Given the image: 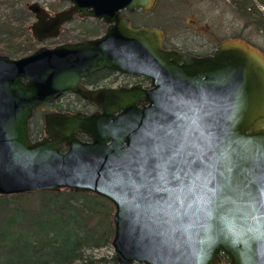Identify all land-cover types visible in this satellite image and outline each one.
Instances as JSON below:
<instances>
[{
  "label": "water",
  "instance_id": "water-1",
  "mask_svg": "<svg viewBox=\"0 0 264 264\" xmlns=\"http://www.w3.org/2000/svg\"><path fill=\"white\" fill-rule=\"evenodd\" d=\"M66 1L52 18L27 6L34 41L55 38L72 14L101 19L105 34L0 55V195L108 200L116 264H264V56L239 40L198 58L162 50L158 30L131 29L119 14L153 0ZM142 65L147 91L78 84L101 67ZM65 90L101 112H46L32 140V110Z\"/></svg>",
  "mask_w": 264,
  "mask_h": 264
},
{
  "label": "trees",
  "instance_id": "trees-1",
  "mask_svg": "<svg viewBox=\"0 0 264 264\" xmlns=\"http://www.w3.org/2000/svg\"><path fill=\"white\" fill-rule=\"evenodd\" d=\"M256 1L264 6V0ZM230 4L256 31H264V20L255 17L249 0ZM0 8L2 51L11 58L28 55L35 49L26 30L30 15L14 0H0ZM112 213L111 203L93 193L61 189L0 195V264H116L113 257L88 253L109 245Z\"/></svg>",
  "mask_w": 264,
  "mask_h": 264
},
{
  "label": "flooded vegetation",
  "instance_id": "flooded-vegetation-1",
  "mask_svg": "<svg viewBox=\"0 0 264 264\" xmlns=\"http://www.w3.org/2000/svg\"><path fill=\"white\" fill-rule=\"evenodd\" d=\"M172 1L175 0H153V4L148 10H143L142 8L135 7L133 10H128V9L119 10V14L123 19H125L128 22L131 29L136 30L140 28H146V29L158 30L162 36L161 49L164 51L174 50L179 53H183L195 58L211 55L214 52V50L217 48L219 42L221 41H219L218 43H213V45H211L209 39L203 43L201 42L199 43V40H196L192 42L193 44H190L188 48H177L176 46L174 47L173 45L169 44L162 27H159L158 25L150 24L148 22L149 19L152 18L160 21L161 23H163L164 19L168 20L167 17L170 15V13L174 14L173 12H175L176 9L174 8V6H168ZM14 2L22 5L25 8L26 12L30 15L29 18L33 19V22H31L28 26L26 25V30L30 34L29 26L35 23L34 15L27 10V6L30 4L23 5L20 0H14ZM31 4H36V3H31ZM38 7L40 6L38 5ZM70 7H71V3H69L68 1L57 0L55 4L53 6L51 5L49 8H42V7L40 8L48 15V17L52 18L55 14L65 11ZM189 7L190 8H186L187 12L188 11L192 12V5H189ZM182 12L183 11L181 12L179 11L178 13H182ZM191 14H193V12ZM193 22L187 21L184 23V26L185 25L193 26L192 31H195L194 33L198 35L200 38L203 35H209L198 32L197 30L198 29L201 30V28L197 26L195 21ZM106 27L107 25L104 22H102L101 19H96L86 16H78V14H72L71 18L60 26L58 34L55 38L62 35V33L68 35L74 33L75 37H72L70 41L64 40L61 44H72V43H80L82 41H90L102 37L105 34ZM205 33H209V32H205ZM55 38H52V40H54ZM46 40H48L47 41L48 43L52 42L51 39L50 40L46 39ZM32 41L36 43V45L44 42V41L36 42L33 39ZM210 47H211V51L208 50ZM38 48L34 49L31 53H33ZM31 53H29L28 55H30ZM0 55L7 56L2 51V46H0ZM7 57L16 60L25 56L12 57V58L9 56ZM140 67H141L140 70L136 68L135 71L129 73L121 72L113 68L101 67L81 77L78 84L80 87H84L85 89L88 90H96L102 88L104 90L110 89L115 91L120 89H130L135 86L144 91L150 90L151 89L150 78L141 71L143 70V68L146 67H144L143 65ZM137 107L140 108L141 106L138 105ZM46 112H58V113L67 112L71 114L81 113L87 115L93 112H101V108L98 105L94 104L93 102L82 98L76 92H72L70 90L62 91L53 99L41 103L32 110V115L27 122L28 134L32 140H37L44 135L43 114ZM36 113L39 114L38 115L39 119L35 123V125L34 124L32 125L31 120L33 118V115H35ZM113 113L115 114L116 112ZM77 137L80 138L81 140H87V138L84 137L83 135H77Z\"/></svg>",
  "mask_w": 264,
  "mask_h": 264
},
{
  "label": "rangeland",
  "instance_id": "rangeland-1",
  "mask_svg": "<svg viewBox=\"0 0 264 264\" xmlns=\"http://www.w3.org/2000/svg\"><path fill=\"white\" fill-rule=\"evenodd\" d=\"M20 1L23 5L36 3L42 8H49L51 5L53 6L57 0ZM249 2L255 17L264 20V6L259 4L256 0H249ZM189 5H192L193 14H191L192 12H187L186 10V8H190ZM168 6H174V8H176L175 12H173L174 14L170 13V15L167 17L168 20L164 19L163 23H161L160 21L152 18L149 19L148 22L150 24L162 27L170 45H173L174 47L176 46L177 48H188L189 45L193 44L192 42L196 40H199V43H203L209 39L211 45L223 40H239L242 43L257 50L264 56V31H256L254 26L248 24V22L243 19V17L241 18L238 14H236L230 4V0H175L172 1ZM2 10L3 9L0 8V12ZM179 11L183 12L178 13ZM187 21H195L197 26L201 28V30L198 29L197 31L202 34L209 35H203L200 38L194 33L195 31H192L193 26H184V23ZM31 22H33V19L28 18L26 25L28 26ZM74 35V33L69 35L62 33V35L58 36L54 40L51 39L52 42L50 43L47 42L48 40L38 45H36L34 42L33 43L34 46H36L35 49L40 46L52 48L55 45L61 44L64 40L70 41L72 37H75ZM22 43H24L23 45L29 46L27 42ZM208 50L211 51V47ZM38 115L39 114L37 113L34 115L35 122H37L39 119ZM35 122H33L32 125ZM88 253H90L95 258L104 257L107 260L110 259V257H113V251L110 244L106 247L93 250Z\"/></svg>",
  "mask_w": 264,
  "mask_h": 264
}]
</instances>
